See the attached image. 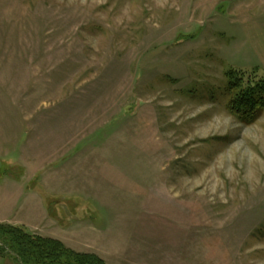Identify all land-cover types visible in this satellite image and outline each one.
I'll list each match as a JSON object with an SVG mask.
<instances>
[{
	"label": "rangeland",
	"instance_id": "obj_1",
	"mask_svg": "<svg viewBox=\"0 0 264 264\" xmlns=\"http://www.w3.org/2000/svg\"><path fill=\"white\" fill-rule=\"evenodd\" d=\"M229 70L264 74V0H0V223L264 264V111L228 112Z\"/></svg>",
	"mask_w": 264,
	"mask_h": 264
},
{
	"label": "trees",
	"instance_id": "obj_2",
	"mask_svg": "<svg viewBox=\"0 0 264 264\" xmlns=\"http://www.w3.org/2000/svg\"><path fill=\"white\" fill-rule=\"evenodd\" d=\"M224 77L228 112L241 122H253L264 111V74L229 70ZM6 257L16 264H106L94 254L78 253L57 240L0 223V258Z\"/></svg>",
	"mask_w": 264,
	"mask_h": 264
},
{
	"label": "crops",
	"instance_id": "obj_3",
	"mask_svg": "<svg viewBox=\"0 0 264 264\" xmlns=\"http://www.w3.org/2000/svg\"><path fill=\"white\" fill-rule=\"evenodd\" d=\"M31 231L32 232H35V233H40L41 234V236H43V237H46V238H51L50 236H48V233L45 231V229H40V228H37V227H34V228H32L31 229ZM51 239H53V238H51ZM63 243V242H62ZM66 247H68V248H70V249H72L73 251H75V252H79V253H87V252H90V253H93V252H91V250H88L87 252L86 251H78L77 249H75V247H74V245H72L71 243H63Z\"/></svg>",
	"mask_w": 264,
	"mask_h": 264
}]
</instances>
